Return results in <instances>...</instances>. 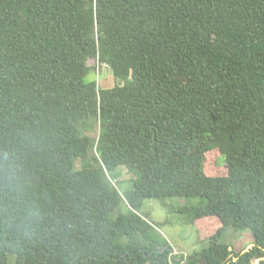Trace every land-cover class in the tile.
<instances>
[{"label": "trees", "instance_id": "trees-1", "mask_svg": "<svg viewBox=\"0 0 264 264\" xmlns=\"http://www.w3.org/2000/svg\"><path fill=\"white\" fill-rule=\"evenodd\" d=\"M90 59L122 82L88 80ZM213 149L227 174L206 172ZM150 198H197L170 211L209 245L173 254ZM229 227L251 245L230 250ZM10 255L264 264V0H0V264Z\"/></svg>", "mask_w": 264, "mask_h": 264}, {"label": "rangeland", "instance_id": "rangeland-1", "mask_svg": "<svg viewBox=\"0 0 264 264\" xmlns=\"http://www.w3.org/2000/svg\"><path fill=\"white\" fill-rule=\"evenodd\" d=\"M89 63L95 65V69L88 74L87 79H95L98 82V86L101 88H109L117 83H121L119 79L115 78L112 72L108 69L105 64H101L97 59H90ZM97 131L95 132V134ZM94 134V135H95ZM78 160L77 166L82 167L85 162ZM206 172L210 175H225L227 174V166L220 151L213 149L206 155L205 161ZM133 175L129 173L125 168H121V173L118 179L122 182L121 189L123 190L126 186L131 184ZM167 207L158 199H146L142 212L146 213L148 219L152 222L158 223L160 226V232L168 239L170 244L173 246V254L179 256H186L192 254L195 250H201L209 245L206 234L198 232L192 223L187 222L182 215L178 212H171L172 207L188 204H199L197 198L185 200L184 198H169ZM123 211L126 210V206L123 203L121 206ZM208 234L212 231L205 229ZM207 234V236H208ZM223 242L228 243L235 252L241 251L247 247L248 243L253 242L254 237L249 229H239L229 227L221 237ZM8 264H15L14 256H8Z\"/></svg>", "mask_w": 264, "mask_h": 264}, {"label": "water", "instance_id": "water-1", "mask_svg": "<svg viewBox=\"0 0 264 264\" xmlns=\"http://www.w3.org/2000/svg\"><path fill=\"white\" fill-rule=\"evenodd\" d=\"M229 249L231 250L232 247L230 246ZM231 255H233V254H231ZM192 258H193V256H189L186 260H188V259H192ZM234 259H236V257H234Z\"/></svg>", "mask_w": 264, "mask_h": 264}, {"label": "crops", "instance_id": "crops-1", "mask_svg": "<svg viewBox=\"0 0 264 264\" xmlns=\"http://www.w3.org/2000/svg\"><path fill=\"white\" fill-rule=\"evenodd\" d=\"M252 242L248 243L247 247L251 245ZM247 247L243 248L242 250L246 249Z\"/></svg>", "mask_w": 264, "mask_h": 264}]
</instances>
